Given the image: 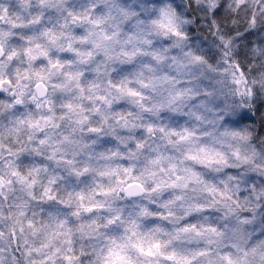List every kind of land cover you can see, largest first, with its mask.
Here are the masks:
<instances>
[{
    "label": "clouds",
    "instance_id": "1",
    "mask_svg": "<svg viewBox=\"0 0 264 264\" xmlns=\"http://www.w3.org/2000/svg\"><path fill=\"white\" fill-rule=\"evenodd\" d=\"M0 264H264V0H0Z\"/></svg>",
    "mask_w": 264,
    "mask_h": 264
}]
</instances>
